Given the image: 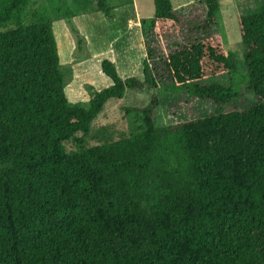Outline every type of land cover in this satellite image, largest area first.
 <instances>
[{
  "label": "trees",
  "instance_id": "1",
  "mask_svg": "<svg viewBox=\"0 0 264 264\" xmlns=\"http://www.w3.org/2000/svg\"><path fill=\"white\" fill-rule=\"evenodd\" d=\"M221 1L184 13L153 0L143 80L104 59L112 85L84 107L66 95L53 24L93 12L114 21L107 0L30 23L33 0H0V264H264V12L238 18L254 98L240 108L232 88L208 84L239 70L218 32ZM147 87L185 90L213 112L157 128L154 97L128 110L142 116L139 133L85 148L110 100Z\"/></svg>",
  "mask_w": 264,
  "mask_h": 264
},
{
  "label": "rangeland",
  "instance_id": "2",
  "mask_svg": "<svg viewBox=\"0 0 264 264\" xmlns=\"http://www.w3.org/2000/svg\"><path fill=\"white\" fill-rule=\"evenodd\" d=\"M197 1L172 0V4L179 12L187 13L189 4ZM133 2L140 7L143 17L148 18L154 15L153 0H107L108 5L113 8L114 21H110L104 14L92 13L87 14L85 19L84 17L81 20L72 19V24L68 19L56 21L54 24L64 89L71 104L88 107L95 93L112 85L111 80L102 73L101 60H104L108 53L121 50L122 45L135 46L134 35H132L134 29L129 33L125 26L128 18L132 16ZM96 3L97 0H33L27 23L34 20V15L43 13L45 10H60L59 13H51V17L57 20L65 15L66 9L78 13L80 9L95 8ZM263 12L264 0H222L219 3L218 32L223 39L225 49L237 60L239 70L236 75L226 76L208 84L232 88L238 96L242 97L240 108L250 107L254 98L246 93L249 78L244 66L238 18ZM72 25L77 33L73 31ZM111 43L112 48L108 51ZM142 44L144 52L133 48L132 55L137 56L143 68V61L146 59L144 40ZM123 56L126 57V54ZM129 67L128 69H131V66ZM120 72L124 76L127 70L120 67ZM138 79L143 80V75ZM154 97L160 103L156 117L157 128H165L192 117L203 118L211 114L214 109L211 103L196 99L187 91L178 88L128 89L123 99H112L106 104L98 119L92 124V130L85 140V148L116 142L139 133L143 128L142 116L128 110L143 109ZM78 137H81V134ZM65 147L67 153L78 150L77 144L72 140L66 142Z\"/></svg>",
  "mask_w": 264,
  "mask_h": 264
},
{
  "label": "crops",
  "instance_id": "3",
  "mask_svg": "<svg viewBox=\"0 0 264 264\" xmlns=\"http://www.w3.org/2000/svg\"><path fill=\"white\" fill-rule=\"evenodd\" d=\"M131 8H133L132 16L130 18H128L125 26H126L127 32H129V33H131L132 30L134 29V32L132 35H134L133 38H134L135 46L133 47V45L131 46V44L129 46L122 45L121 50H119L117 52H110L106 55V57H108V59L111 60L115 64L120 77L124 80L131 78V77H136V78L139 77L140 78V76L143 75V68L140 64V60H138L137 56L132 55V53H134L133 48H136V50H139V52H141V50H142V52H144L143 51L144 48H143V44H142L143 36H142V30H141V19L143 18V16L141 14L140 7L138 5H135L134 2H133V5ZM93 13L103 14L102 12H93ZM88 14H92V13H88ZM86 15L87 14H81V15L76 16L74 19L81 20L82 17H84V19H85ZM54 24H53V28H54ZM55 37H56V35H55ZM111 48H112V43H111V46L108 49V51ZM121 52H123V54H121ZM125 54H126V57L123 56ZM106 57H105V59H106ZM134 58H135V60H134ZM102 61L103 60H101V62ZM129 66H131V69H128ZM120 67H123L124 70L125 69L127 70V72L124 76L120 72Z\"/></svg>",
  "mask_w": 264,
  "mask_h": 264
}]
</instances>
